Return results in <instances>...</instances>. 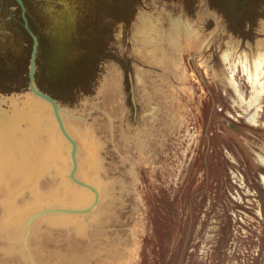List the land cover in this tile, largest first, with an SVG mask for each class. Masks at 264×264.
Returning <instances> with one entry per match:
<instances>
[{"label":"rangeland","instance_id":"rangeland-1","mask_svg":"<svg viewBox=\"0 0 264 264\" xmlns=\"http://www.w3.org/2000/svg\"><path fill=\"white\" fill-rule=\"evenodd\" d=\"M27 5L36 82L97 191L49 103L2 130L0 264H264V0ZM0 23L14 111L33 40L16 0Z\"/></svg>","mask_w":264,"mask_h":264},{"label":"water","instance_id":"water-1","mask_svg":"<svg viewBox=\"0 0 264 264\" xmlns=\"http://www.w3.org/2000/svg\"><path fill=\"white\" fill-rule=\"evenodd\" d=\"M22 8V13L24 17V26L26 29L29 31L30 35L32 36L33 44H32V49H31V55H30V64H29V89H30V95L33 94L38 98H41L43 101L49 103L52 106L53 112L55 114L56 120L58 122V126L60 130L63 132L64 136L71 142V156L74 161V169L72 170V176L79 182L81 185L88 186L89 188L97 191V189L92 186L89 182L82 181L79 178L75 176V169L77 166V149H78V142L74 138V136L69 132L67 129V126L65 124V121L63 119V116L60 112V103L59 101L53 96L51 93L43 90L40 88L36 82V67H37V55H38V50H39V37L31 27L28 17L26 15V6L23 2V0H17ZM101 75L99 77L101 78ZM130 80H131V98L132 101L135 105V115L137 113V101H136V96L134 92V84L132 80V75L130 73ZM25 98V94L19 95V96H10L8 97V100H11V98Z\"/></svg>","mask_w":264,"mask_h":264},{"label":"bare ground","instance_id":"bare-ground-1","mask_svg":"<svg viewBox=\"0 0 264 264\" xmlns=\"http://www.w3.org/2000/svg\"><path fill=\"white\" fill-rule=\"evenodd\" d=\"M30 97H26V98H17L19 101H17L19 104H17L18 106H15L16 108H14V111H12L13 109L11 108V110H6V109H4V107L3 108H1L0 107V134L2 135V136H4V140L3 141H5L6 142V138H7V136H6V138H5V135H6V132H5V135H3V133H1L2 132V130L4 131V130H6V131H12V129H14V127L15 126H17V127H19L18 126V122H20L22 119H26V116H27V114H28V117L31 119V117H30V115L31 114H29L30 112H37V110L39 109V105L41 104V103H43V104H46V105H49L47 102H45V101H43L41 98H38V97H36L35 95H33V94H31V95H29ZM13 99V101H14V99H16V98H11V100ZM33 100H36V102H33ZM10 101V100H9ZM39 101V102H38ZM12 102V101H11ZM11 104V103H10ZM13 104V103H12ZM15 104V103H14ZM37 104H38V106H37ZM16 105V104H15ZM9 107H10V105H8ZM61 108V107H60ZM36 110V111H35ZM10 111V112H9ZM44 112V111H43ZM61 112V111H60ZM13 115H14V117H13ZM34 115V114H33ZM32 115V116H33ZM35 115H40V112H39V114H35ZM34 115V116H35ZM9 117V119H8V117ZM7 117V121H6V118ZM38 117V116H37ZM37 117H35V118H37ZM11 118V119H10ZM13 118V119H12ZM29 118H28V120H29ZM32 119H33V117H32ZM39 119V118H38ZM6 121V122H5ZM37 120H33V121H31V123H28V124H34L35 122H36ZM45 121H47V120H45ZM44 121V122H45ZM24 122V121H23ZM28 122V121H27ZM43 122V123H44ZM37 123V122H36ZM21 125H22V123H20ZM27 124V123H26ZM27 124V125H28ZM41 124H42V121H41ZM20 125V126H21ZM43 125V124H42ZM41 125V126H42ZM45 125V124H44ZM30 127H31V125H29ZM33 126V125H32ZM46 126H47V124H46ZM12 127V128H11ZM25 127V126H24ZM23 127V128H24ZM39 126H37L36 125V127L35 128H38ZM21 128V127H20ZM34 129V128H33ZM32 129V130H33ZM15 130L16 129H14V132H15ZM18 131H19V128L17 129ZM22 130V128L20 129V131ZM24 130V129H23ZM23 130H22V132H23ZM27 130L29 131V129L27 128ZM17 131V132H18ZM19 131V132H20ZM31 131V130H30ZM25 132V131H24ZM27 132V131H26ZM40 132V131H39ZM21 133V132H20ZM28 133V132H27ZM31 133V132H30ZM15 134V133H14ZM19 134V133H18ZM18 134H17V136H18ZM22 134V133H21ZM7 135L8 136H10V134H8L7 133ZM36 135H37V133H36ZM20 137H22V135L20 136ZM41 137V136H40ZM23 138V137H22ZM25 138V137H24ZM23 138V139H24ZM48 138V137H47ZM12 140V139H11ZM16 140V139H15ZM53 140V139H52ZM10 141V140H9ZM8 141V139H7V142H9ZM28 141H29V139H28ZM1 142V141H0ZM23 142V141H22ZM31 141H29V143H30ZM4 142H2V144H3ZM87 143V142H86ZM1 144V143H0ZM5 144V143H4ZM3 144V145H4ZM13 144V145H12ZM12 144L10 143V145H11V153H15V155H16V153H17V150L15 149V148H17L18 147V145L15 143L14 144V142L12 141ZM45 144V143H44ZM9 144L7 143L6 144V146H8ZM46 145V144H45ZM90 145V144H89ZM43 146V145H42ZM41 146V147H42ZM9 147V146H8ZM52 147V146H51ZM4 147H2V149H3ZM6 148V147H5ZM10 148V147H9ZM8 148V149H9ZM54 148V147H53ZM8 149H4L3 151H5V150H7V152H8ZM55 149V148H54ZM53 149V150H54ZM78 150V149H77ZM0 151H1V149H0ZM10 151V150H9ZM19 151V150H18ZM56 151V150H55ZM6 152V153H7ZM19 153V152H18ZM89 153V152H88ZM90 153H91V149H90ZM3 154H4V152H3ZM0 155H2L1 153H0ZM6 155V156H5ZM4 156H5V159H6V157H7V154H5ZM19 155V154H18ZM34 155H35V153H34ZM3 156V157H4ZM11 156V155H10ZM76 156H77V153H76ZM89 156H90V158H92V156L89 154ZM16 157V156H15ZM3 159V158H2ZM8 159V158H7ZM19 159H21V156H20V158L18 157V160ZM1 160V159H0ZM3 162H5V161H3ZM1 163H2V161H1ZM77 165H78V158H77ZM18 179V178H17ZM75 187V186H74ZM68 188V187H67ZM82 188H84V187H82ZM85 189V188H84ZM73 190H77V189H73ZM8 207V206H7Z\"/></svg>","mask_w":264,"mask_h":264},{"label":"flooded vegetation","instance_id":"flooded-vegetation-1","mask_svg":"<svg viewBox=\"0 0 264 264\" xmlns=\"http://www.w3.org/2000/svg\"><path fill=\"white\" fill-rule=\"evenodd\" d=\"M16 2L19 4V6L21 7V5H20V3L16 0ZM23 2H24V4H25V6H26V15H27V12H28V5H27V0H23ZM21 17H22V20H23V25H24V17H23V13H22V8H21ZM27 17H28V15H27ZM28 20H29V17H28ZM29 23H30V21H29ZM31 25V24H30ZM25 27V26H24ZM32 27V26H31ZM0 31L2 30L4 33H5V31L6 32H11L9 29H7V28H4L2 25H1V23H0ZM26 28V27H25ZM29 32V31H28ZM0 34H2L1 32H0ZM30 34V33H29ZM0 38H4V37H0Z\"/></svg>","mask_w":264,"mask_h":264}]
</instances>
